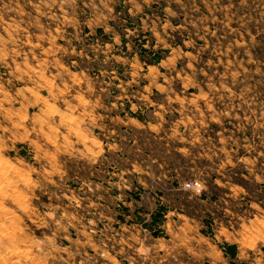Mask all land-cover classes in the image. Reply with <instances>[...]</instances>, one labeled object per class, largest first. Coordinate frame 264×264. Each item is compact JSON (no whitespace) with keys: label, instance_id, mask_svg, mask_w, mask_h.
Returning a JSON list of instances; mask_svg holds the SVG:
<instances>
[{"label":"rangeland","instance_id":"obj_1","mask_svg":"<svg viewBox=\"0 0 264 264\" xmlns=\"http://www.w3.org/2000/svg\"><path fill=\"white\" fill-rule=\"evenodd\" d=\"M0 264H264V0H0Z\"/></svg>","mask_w":264,"mask_h":264},{"label":"trees","instance_id":"obj_2","mask_svg":"<svg viewBox=\"0 0 264 264\" xmlns=\"http://www.w3.org/2000/svg\"><path fill=\"white\" fill-rule=\"evenodd\" d=\"M144 43V42H143ZM150 53L152 57L148 60L144 59V56ZM140 57L142 60H146L145 62H149L151 64H158L161 61V58L163 57L161 54H158L157 52H151L149 49L143 46V44L140 45ZM158 211V210H157ZM160 212L158 211L157 214H153V217L159 216ZM225 255L229 257H235L237 255V245L236 244H230L225 243L223 246Z\"/></svg>","mask_w":264,"mask_h":264},{"label":"built area","instance_id":"obj_3","mask_svg":"<svg viewBox=\"0 0 264 264\" xmlns=\"http://www.w3.org/2000/svg\"><path fill=\"white\" fill-rule=\"evenodd\" d=\"M185 186L191 188L197 194L202 193L204 190L203 183L199 180L188 181L185 183Z\"/></svg>","mask_w":264,"mask_h":264}]
</instances>
